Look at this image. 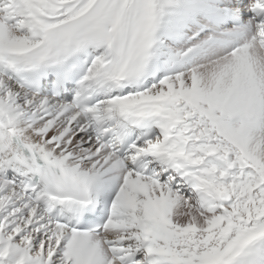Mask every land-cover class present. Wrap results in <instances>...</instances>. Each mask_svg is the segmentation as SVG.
Segmentation results:
<instances>
[{
    "label": "snow or ice",
    "instance_id": "6c2138e0",
    "mask_svg": "<svg viewBox=\"0 0 264 264\" xmlns=\"http://www.w3.org/2000/svg\"><path fill=\"white\" fill-rule=\"evenodd\" d=\"M0 264H264V0H0Z\"/></svg>",
    "mask_w": 264,
    "mask_h": 264
}]
</instances>
